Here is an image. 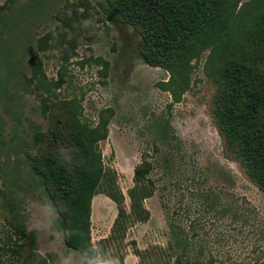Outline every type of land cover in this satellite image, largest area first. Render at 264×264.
<instances>
[{"label": "rangeland", "instance_id": "1", "mask_svg": "<svg viewBox=\"0 0 264 264\" xmlns=\"http://www.w3.org/2000/svg\"><path fill=\"white\" fill-rule=\"evenodd\" d=\"M113 1L0 0V244L10 235L22 242L6 220L11 209L2 207L11 191L12 209L34 239L31 264H76L29 168L34 132L48 128L54 103L75 100L91 126L101 112L109 116L98 145L105 178L91 205L99 255L121 264H263L264 193L225 147L213 115L209 53L176 76L149 66L140 33L118 13L108 20L104 7ZM260 1L239 0L240 17ZM38 78L51 85L50 95L37 89ZM142 161L152 165V194L141 202L147 216L133 211L130 198ZM167 218L185 232L183 256ZM0 261L22 264L4 252Z\"/></svg>", "mask_w": 264, "mask_h": 264}, {"label": "trees", "instance_id": "2", "mask_svg": "<svg viewBox=\"0 0 264 264\" xmlns=\"http://www.w3.org/2000/svg\"><path fill=\"white\" fill-rule=\"evenodd\" d=\"M113 2L104 10H118L123 20L140 33V54L149 66L164 68L176 76L201 53H209L208 64L217 81L214 119L227 151L264 193L263 2L247 17L237 12L239 0ZM3 9L0 6V19ZM105 65L108 69L107 62ZM36 87L49 95L52 92L44 78H38ZM81 115L82 106L75 100L54 103L49 110L48 128L33 134L36 152L29 156L31 175L39 181L58 216L54 225L63 234L67 249L75 252L87 249L88 244L95 246L91 205L105 178L98 145L107 138L109 120L103 111L98 123L91 126L81 120ZM151 169L150 162L142 161L135 168L134 187L130 190L133 211L140 210L146 216L141 202L152 194L148 189L153 185L148 177ZM11 195V191L3 194L2 207L11 209L12 216L6 220L22 242L7 236L4 246L0 244V254L10 253L22 264H31L34 239L27 233L21 214L13 211L16 199ZM167 224L173 245L183 256L188 247L185 232L169 218ZM176 264H182L179 258Z\"/></svg>", "mask_w": 264, "mask_h": 264}, {"label": "clouds", "instance_id": "3", "mask_svg": "<svg viewBox=\"0 0 264 264\" xmlns=\"http://www.w3.org/2000/svg\"><path fill=\"white\" fill-rule=\"evenodd\" d=\"M37 215H39L38 212ZM100 248L98 245L93 246L92 244H88L87 249L76 250V264H121L120 258L116 255L104 256L97 254ZM86 253L88 254V258L84 259ZM71 259L72 255L70 252L64 256L65 261H70Z\"/></svg>", "mask_w": 264, "mask_h": 264}, {"label": "water", "instance_id": "4", "mask_svg": "<svg viewBox=\"0 0 264 264\" xmlns=\"http://www.w3.org/2000/svg\"><path fill=\"white\" fill-rule=\"evenodd\" d=\"M118 13V10H115V11H113L110 15H109V17H108V20L110 21L116 14Z\"/></svg>", "mask_w": 264, "mask_h": 264}, {"label": "crops", "instance_id": "5", "mask_svg": "<svg viewBox=\"0 0 264 264\" xmlns=\"http://www.w3.org/2000/svg\"><path fill=\"white\" fill-rule=\"evenodd\" d=\"M75 252V251H74Z\"/></svg>", "mask_w": 264, "mask_h": 264}]
</instances>
